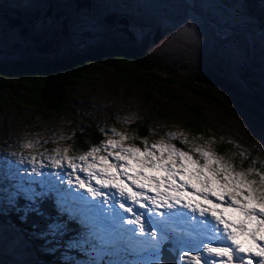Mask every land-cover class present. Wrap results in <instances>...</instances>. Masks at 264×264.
Returning a JSON list of instances; mask_svg holds the SVG:
<instances>
[{
  "label": "trees",
  "instance_id": "1",
  "mask_svg": "<svg viewBox=\"0 0 264 264\" xmlns=\"http://www.w3.org/2000/svg\"><path fill=\"white\" fill-rule=\"evenodd\" d=\"M137 1L140 0H111V4L119 8ZM184 1L205 18L215 33L189 7L180 3L159 0L160 12L181 28L184 36L194 40L199 58L222 59L226 65L216 61L219 67L214 69L200 59L189 63L178 60L171 53L153 51L151 34L156 31V37L161 33L151 26L144 37L137 35L138 42L120 41L116 34V44L108 40L106 34L95 32L86 37L80 51H73L64 58L0 62V111H11L18 116L19 110L26 107L34 109L35 114L48 122L55 114L69 111L67 108L73 105L80 85L91 83L107 71L112 73L114 80L137 86L143 92L145 103L151 104L157 99L178 102L177 88L191 93L201 104L211 101L221 104L235 120L251 125L264 135V5H261L264 0H240L238 14L233 15L232 21H221L202 11L193 0ZM101 26L104 29L103 23ZM127 30L129 34L120 32L132 38L133 34ZM228 32H233L230 38L217 39V36L226 37ZM223 47H229L227 51H239L235 66H231L227 54L223 53L226 50L219 53ZM186 109L195 118L204 120L202 105L187 104ZM170 112L165 111V118ZM73 120L75 128L69 142L73 150L83 152L90 144H101L103 138L95 123L83 124L78 117ZM184 126L194 134L202 130V124L194 122ZM133 128L142 138L148 136L145 121L134 123ZM135 144L141 147L140 143ZM228 148L227 143L215 145L218 155H223ZM241 161L250 165L253 159ZM254 166L260 168V163L256 162ZM0 188V238L6 243L1 246L6 248L14 244L9 251L12 252L11 264H108V258L115 254L124 255L120 249L112 250L99 261H91V256H94L89 249L92 245L91 227L82 223L81 228L73 226L72 220L83 208L69 203V192L59 191V183L43 188L35 185L22 192L0 176ZM29 196L42 206L43 218L35 215L22 218L20 209L30 203ZM57 209L68 217V223L55 217L54 210ZM52 222L63 226L55 238L47 235L45 227L46 223ZM8 228L13 230L8 231ZM42 232L45 235H41ZM8 234L16 236V239H6ZM82 237L87 238L82 240ZM15 248L20 250V254Z\"/></svg>",
  "mask_w": 264,
  "mask_h": 264
},
{
  "label": "rangeland",
  "instance_id": "2",
  "mask_svg": "<svg viewBox=\"0 0 264 264\" xmlns=\"http://www.w3.org/2000/svg\"><path fill=\"white\" fill-rule=\"evenodd\" d=\"M15 1L19 3V0ZM47 1H52L53 5L57 8L61 6L60 9L63 15L70 18L69 39L67 42L63 41L60 44V47H62L65 42L67 43L66 49L64 50L65 54L76 51L74 45L79 44L81 47L87 36L95 32L100 35L99 31L95 29L96 25L92 28H82L84 17L75 10L74 3H66L69 0H46V2ZM158 1L159 0H140L132 5H122L118 10L121 13L128 14L134 20H137L139 23L137 35L140 38L144 37L148 32L147 28L150 26L154 29H159L158 31H160L162 38L159 43L153 44V51H161L167 54L171 53L173 57L178 60H186L189 61V63H194L200 59L214 69L219 67L216 61L221 65H226L222 59H216L215 61L214 58H199L194 40L184 36L183 30L175 25L167 16L163 17L165 14L160 12L161 6ZM193 1L202 11L217 17L221 21H227L229 19L232 21L233 15L236 16L238 14L240 7V0ZM6 2V0H0V10L4 8L3 4H6ZM34 3L35 2H32V6H34ZM175 3L180 2L176 1ZM102 4L114 7L111 4V0L100 3V5ZM112 11H114V9ZM107 12L108 11H104L99 7L94 9V13L97 14ZM114 19V16H112V20ZM250 20L253 21L252 18ZM112 25L113 23L107 26ZM107 26L105 25L104 29H107ZM117 26L120 27L122 24H117ZM1 27L4 26L1 25ZM78 33H80V35L75 37ZM232 33L233 32H228L226 37L230 38L229 36H231ZM112 35L116 37L114 32H112ZM226 49H229V47L221 48L219 53ZM223 53L227 54L231 66H235V61L240 57L239 51L226 50ZM0 57L6 56L0 55ZM175 90L179 94L180 101L171 103L165 102L162 99H157V101L148 104L144 102L143 92L138 89L137 86L120 83L114 80L112 73L103 71L101 77L94 79L91 83L82 84L76 89V96L72 102L73 105L67 108L69 111L66 110L67 112L63 114H55L48 122L35 114L34 109L26 107L19 110L18 116L11 111H0V176L15 185L22 192H25L27 188H34L35 185H39L43 188L51 183H59L60 180L55 175L57 172H60V175L64 177L67 183L69 173L71 172L70 169L65 167V169L61 171L60 169L51 168L49 166V161L44 159L43 163L45 167L40 169L42 176L35 177L31 172L32 166L28 164V160L32 155H36L38 157L37 163H39L41 157L53 155L54 149L71 147L69 142L73 137L75 128L74 117H78L79 121L83 124L95 123L99 127L103 138L101 144L111 136V130L115 129L117 132L124 133L129 137V139L125 141V146L138 142L141 144L140 148L143 149L144 140H147L148 146L151 147V144L163 139L166 143L173 144L182 151H189V154L193 155V159H196L198 154L190 152V149L194 146H203L206 148L210 146L215 154L218 155L215 151V145L227 143L229 145L227 151L223 155L218 156H222L225 160L232 163L237 171L246 170L250 166L246 162L241 161L249 158L260 163V167L264 165V135L255 131L251 125L235 120L230 112L225 110L224 106L221 104L214 101L201 104L196 101V98H194L191 93L180 91L177 88ZM187 104L202 105V112L205 114L204 120L200 121L199 118H195L186 109ZM167 110L171 112L166 114L167 118H165L164 113ZM162 117H164V119ZM143 121H145L147 126L148 136L146 138H142L138 135L135 128H133L134 123L140 122L141 124ZM188 122L202 124V130L196 134L192 131H188L184 126ZM170 133H176L177 138L169 140L168 136ZM185 139L189 141L188 144L183 143ZM210 141L212 143L209 145ZM29 142H32L35 147L32 149L24 147V145ZM92 146L93 145L90 144L88 149ZM241 152L247 154L245 158H241L239 155ZM72 153L79 154L81 151L72 149ZM157 155H159V153H157ZM20 160L24 162L22 164L18 163ZM201 163H203V161H201ZM77 174L80 175L81 178H86L84 173ZM148 174L152 175L153 173ZM253 178L258 179V177ZM41 180H43L44 183H41ZM66 187L73 192L69 197L73 204L85 205L88 209L85 212L84 218L82 214H79V217L95 229V231L93 230L95 238L104 241L106 244H112L115 240L124 237L127 239V243L123 251L126 252L127 255L134 257L132 262L136 264H152L154 260L152 255H149L147 252L138 251L141 247L137 244L138 238L131 237L129 232L122 231L119 227L118 219L114 217L111 212L107 211L111 205L105 204L103 207L97 206L98 202L92 201L90 197H87L86 194L83 193V190L76 188L74 177L73 183L71 185L67 183ZM103 191H105L111 199L113 193L107 190ZM5 192H8V189H6ZM81 197H85V199H81ZM125 203L127 204L126 201ZM137 211L141 210L137 209ZM119 215L124 216L125 219L130 218L128 214H124L122 211L119 212ZM193 215L196 216L195 220H186L184 223V220L180 219L170 223L175 229L187 228V223H192L195 227L197 220L201 218L198 214L188 213L190 217ZM130 227L134 228V226ZM12 230L13 228H8V231ZM14 233L19 235L17 231H14ZM8 238L16 239V236L8 234L6 239ZM1 244H6L3 238H0V264H11L12 259L10 253L12 252L9 251L10 247H14V244L6 248H3ZM125 249H127V251H125ZM14 250L20 254L19 249L15 248ZM163 251L165 254H169L161 247L160 259L163 255ZM99 255L101 254H95L94 257L97 258ZM94 257L91 256V261L94 260ZM108 261V264H126L127 256L118 258L114 256L113 258H108ZM183 264H185L184 261Z\"/></svg>",
  "mask_w": 264,
  "mask_h": 264
},
{
  "label": "snow or ice",
  "instance_id": "3",
  "mask_svg": "<svg viewBox=\"0 0 264 264\" xmlns=\"http://www.w3.org/2000/svg\"><path fill=\"white\" fill-rule=\"evenodd\" d=\"M176 138V133L168 136L169 140ZM127 139L112 129L101 145L79 154L72 153L71 147L56 148L39 163L32 155L28 164L35 177L42 176L44 159L51 168L70 169L67 183L71 185L74 177L76 188L98 202L97 206L111 205L107 211L118 219L122 231L138 238V251L152 255V264H160V249L169 240L180 249L185 264H264V165L256 168L253 160L246 170L237 171L210 146L191 148L190 152L198 154L193 159L189 151L163 139L151 147L144 140L143 149L135 144L125 146ZM24 147L32 149L35 145L29 142ZM239 155L245 158L247 154ZM77 173H84L86 178ZM55 175L64 182L60 172ZM103 190L113 193L111 199ZM27 199L30 203L20 209L22 218H43L42 206L32 196ZM121 211L130 218L119 215ZM188 213L201 219L191 230L177 232L170 222L196 219ZM45 227L53 238L63 230L55 222ZM186 249H191V254Z\"/></svg>",
  "mask_w": 264,
  "mask_h": 264
},
{
  "label": "flooded vegetation",
  "instance_id": "4",
  "mask_svg": "<svg viewBox=\"0 0 264 264\" xmlns=\"http://www.w3.org/2000/svg\"><path fill=\"white\" fill-rule=\"evenodd\" d=\"M6 1V4H3L4 8L0 10V55L6 57H0V62L15 63L32 59H59L68 55L64 53V50L69 39L68 32L71 21L70 18L63 15L61 6L57 8L52 1L46 2V0H19V3H16L15 0ZM32 2H35L34 6H32ZM103 2L106 0H69L66 3H74L75 10L83 15L82 28H92L96 25L95 29L98 26L99 33L106 34L112 43H118L112 32L119 36L120 41L138 42L139 23L137 20L126 13H121L117 7L100 5ZM97 7L108 12L94 13V9ZM113 9L114 11H112ZM108 15L115 18L111 20L112 26H107L111 24L105 22L106 18L112 17ZM121 18H126V24L119 27L117 24ZM101 23L106 25L107 29H103ZM124 27L133 34L132 38H128L120 32ZM155 33L156 31H153L152 37L150 35L153 44L159 43L161 37L159 33L154 37ZM79 35L80 33L75 37ZM63 41L66 42L60 47ZM74 46L76 50L80 51L83 45L81 47L79 44Z\"/></svg>",
  "mask_w": 264,
  "mask_h": 264
},
{
  "label": "water",
  "instance_id": "5",
  "mask_svg": "<svg viewBox=\"0 0 264 264\" xmlns=\"http://www.w3.org/2000/svg\"><path fill=\"white\" fill-rule=\"evenodd\" d=\"M169 1H171V2L179 1L181 4H184L185 6L189 7L191 11H193L195 14H197L198 17H200L210 27V29L213 32H215L214 28L209 25V23L205 20V18L195 8H193L190 4H188L186 1H184V0H169ZM111 20H112V17H108V18L105 19V22L107 24H111ZM125 21H126V18H121V20L119 21V24H126ZM121 31L126 33V34H129V32H128L126 27H124V29H121ZM225 38H227V37H218L217 36V39H219V40H222V39H225ZM161 261H162V263H166V264H174L175 263V255L173 254V256H172V254H171L170 258H168L167 256H163Z\"/></svg>",
  "mask_w": 264,
  "mask_h": 264
},
{
  "label": "bare ground",
  "instance_id": "6",
  "mask_svg": "<svg viewBox=\"0 0 264 264\" xmlns=\"http://www.w3.org/2000/svg\"><path fill=\"white\" fill-rule=\"evenodd\" d=\"M11 170H12V169H11ZM102 229H103V228H102ZM106 231H107V230H106ZM107 233H108V232H107ZM108 235H109V234H108ZM108 235H107V236H108ZM90 239H91V238H90Z\"/></svg>",
  "mask_w": 264,
  "mask_h": 264
}]
</instances>
